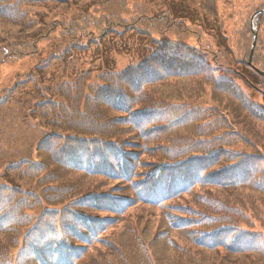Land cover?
Instances as JSON below:
<instances>
[{
	"label": "trees",
	"instance_id": "1",
	"mask_svg": "<svg viewBox=\"0 0 264 264\" xmlns=\"http://www.w3.org/2000/svg\"><path fill=\"white\" fill-rule=\"evenodd\" d=\"M105 4L81 19L54 17L40 41L52 35L73 41L68 56L86 53L109 36L157 34V50L128 71H109L96 80L87 72L74 84L49 89L55 98L36 107L52 134L39 147L40 163L10 168L33 172L40 190L0 188V264H264V112L233 83L219 81L213 62L206 67L209 60L199 48L186 44L195 39L209 48L200 29L168 12L152 15L144 5ZM24 6L0 0V23L29 32L24 41L0 47V66L37 56L40 41L29 35L38 24L29 22ZM263 18H257L258 30ZM259 48L257 43L254 68L264 72ZM242 58L239 64L249 74L242 80L255 88L261 79L264 85V76ZM207 87L221 105L209 119V109L196 104V94ZM172 151L188 157L170 160L166 153ZM101 178L111 182L90 184ZM114 180L121 185L106 193ZM46 202L40 219L29 215ZM108 211L116 218L104 217ZM250 213L261 230L250 226Z\"/></svg>",
	"mask_w": 264,
	"mask_h": 264
},
{
	"label": "rangeland",
	"instance_id": "2",
	"mask_svg": "<svg viewBox=\"0 0 264 264\" xmlns=\"http://www.w3.org/2000/svg\"><path fill=\"white\" fill-rule=\"evenodd\" d=\"M113 1L117 2L118 0H63L61 2L59 0H40V2L38 0H14V2H23L25 4L24 9L26 13L29 12L30 14V16H27H29L31 24L38 22L39 26L32 27L35 29L31 31L32 34L29 36L37 35L39 41L50 32L54 17L67 15L69 18L81 19L90 12L91 14L94 13L95 6L98 4L106 3L105 5H107V3ZM122 1L127 2L131 6L144 5L152 15H162L164 12H168L174 18L178 17L177 19L179 20H181L179 17L183 18L182 20L189 24L190 27L196 30L200 29L209 48L199 47L195 39L188 40L186 44L199 48L198 53L209 60L210 64L206 65V67L209 68L211 62H213L218 68L217 72H214L216 78H219V80L230 79L255 107L263 108L264 94L260 90L264 89V85L261 79H254L257 86L253 89L242 80V75H247L248 72L239 64V60L241 61L242 57H247L246 59L250 61L252 43L255 38L251 19L254 16L253 14L257 12L256 10L264 8V0H204L208 6L203 4V7L195 0ZM119 7L115 5L114 10L118 11ZM215 12L218 15H214L216 14ZM259 23L258 31H260V36L258 45H260V48L256 57L261 60L258 63L263 64L264 18L260 19ZM43 24L46 26L43 27ZM8 25L0 23L1 48L24 41L29 33L22 32V30H26L24 28L13 30ZM140 37L136 33L119 38L108 37L105 39V43L97 48H90L86 53L74 52L65 56L63 60L53 61L56 56H63L68 48L73 46V41L67 38L60 39L52 35L50 40L38 42L40 46H37V56L29 55V58L17 61L10 60L0 66V188L8 187L11 189L19 187L26 194L28 191L40 190L37 182L32 178L33 172L24 168L22 171L10 170V168L13 165L21 164L25 160L40 163L38 155L39 144L47 138L50 131L42 123V114L40 116V112H38L36 107L43 101L55 98V94L49 89L54 86L64 88V86L74 84L87 72H91L93 79L96 80L109 70L121 73V71L139 67L140 64L145 63L146 57L149 56L150 58L156 52L157 46L154 43V39H159L157 34H155L156 38L154 39ZM170 41L173 44H177V40L173 38ZM85 42L87 43V41ZM205 49L213 50L216 56L207 54ZM214 61H217L219 65ZM42 65H45V70H42L44 67ZM228 65H230V68H227ZM181 81L175 80L173 83L179 84ZM206 89L205 94L203 92L196 94V104L200 105L202 109H209L210 112L206 114L209 119L210 116L208 115L214 113V111L217 114V110L221 109V105L214 102L213 89L209 87ZM72 90L67 89V91ZM153 99L155 98L151 100ZM155 104L156 100L151 107H155ZM215 106L217 108L213 109ZM230 114L231 112H229ZM230 120L233 122V118H230ZM223 121L226 120L223 119ZM221 124L215 131L220 135L222 134L221 129L227 126L226 122ZM184 132L183 129L178 131V137L181 138ZM166 154L170 160L172 159L176 162H182L188 157L187 152L172 151ZM161 157H163V154L159 155V158ZM155 162V164L159 163L157 160ZM36 178L45 181V175L38 174ZM76 180L79 179L77 178ZM96 182H99L100 187H103V184H108L111 181L106 178L91 179L90 184ZM120 185L114 180L111 184V186H114L113 190L108 189L106 193H113L115 187ZM48 186L49 184L46 183V190ZM58 188L57 186L55 190ZM135 194L136 191H134ZM30 203L35 206L33 200ZM48 204L50 203L46 202L43 207L37 206L35 212L29 213V215L35 220L37 217L40 219ZM88 206H91V204H88ZM136 212V209L133 208L129 215L133 216ZM113 214V212L108 211L104 214L107 216H103L116 218ZM248 217L250 222H252L250 226L261 230V223L257 222L258 219L254 218L255 215L250 213ZM17 253L18 250H14L13 254ZM90 256L91 253L88 257Z\"/></svg>",
	"mask_w": 264,
	"mask_h": 264
},
{
	"label": "water",
	"instance_id": "3",
	"mask_svg": "<svg viewBox=\"0 0 264 264\" xmlns=\"http://www.w3.org/2000/svg\"><path fill=\"white\" fill-rule=\"evenodd\" d=\"M260 13H262V14H264V10L262 11V12H260ZM260 13H258V14H260ZM258 14H256V15H258ZM255 18H256V16L254 17V19L253 20H255ZM256 34V33H255ZM257 35L258 34H256V38H255V41H254V44H253V50H252V55H251V62H250V65H252V61H253V54H254V51H255V49H256V44H257Z\"/></svg>",
	"mask_w": 264,
	"mask_h": 264
}]
</instances>
